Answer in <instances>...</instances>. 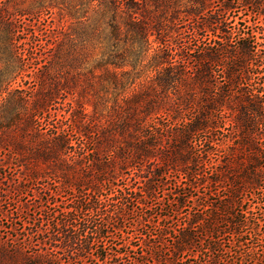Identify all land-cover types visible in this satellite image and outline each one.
<instances>
[{
	"label": "trees",
	"instance_id": "trees-1",
	"mask_svg": "<svg viewBox=\"0 0 264 264\" xmlns=\"http://www.w3.org/2000/svg\"><path fill=\"white\" fill-rule=\"evenodd\" d=\"M238 18L264 20V0H0V150L15 157L26 180L53 174L61 187L80 191L74 206L42 217L50 228L40 227V218L30 222L35 231L28 237L48 233L51 247L45 239L39 248L30 238L1 240L0 264H62L64 255L68 264H81L96 245L105 251L95 256L100 264H124L132 243H122L123 252L111 244L109 253L105 241L169 182L176 212L189 198L178 191L184 184H230L220 201L231 209L240 194L261 188L264 27L246 29ZM231 164L245 177L230 178ZM129 171L142 185L102 193ZM22 187L12 189L20 194ZM223 206L213 205L211 221L199 213L182 228H159L160 244L175 234L174 258H163L153 243L156 263L179 264L194 245V229L216 226ZM253 213H229L234 241L245 227L264 239ZM142 214L148 213L136 214L143 225ZM236 245L239 258L229 264H264V245ZM214 254L203 263L224 264Z\"/></svg>",
	"mask_w": 264,
	"mask_h": 264
},
{
	"label": "rangeland",
	"instance_id": "rangeland-1",
	"mask_svg": "<svg viewBox=\"0 0 264 264\" xmlns=\"http://www.w3.org/2000/svg\"><path fill=\"white\" fill-rule=\"evenodd\" d=\"M218 3L219 2L215 4L216 8H218ZM239 16H241V14H239ZM245 17L246 16H244V18ZM244 18H238V20L246 24V29H250L249 26L253 24L257 25L258 28L261 26L264 27L263 19L257 18L255 22L249 21L247 23L245 22ZM234 24L235 22L231 23L230 26H234ZM20 36L25 37L26 35L24 33ZM41 50H43V48H41ZM55 119L56 117L52 118L53 121ZM261 138L262 140H260V142L264 144V132L261 135ZM214 156L216 157V155ZM234 168L236 167L231 164L229 173L230 178L236 179V177L238 176L245 177V171L240 170V172L238 173L237 170L239 169ZM21 172L22 169L15 157H13V155H10V153L6 150H0V241L14 236H18V238H30L33 246L35 248H39V242L42 239H45L48 244L47 246L51 247V244L53 242L48 239V233L35 234L31 237H28L29 233L35 231V229L32 228V225H30V222L38 223L40 222V218L42 221L40 227L50 228L53 223L50 224V222L44 221L42 217L45 218L46 216L48 217V215L54 213L58 214L64 208L74 206L73 202L76 198L74 197V195L79 196L80 191L61 187L60 183L57 181L58 178H56V176H54L53 174H49L47 177L45 176L36 181H28L26 180L25 175H23V173ZM261 172V177H263L264 179V166ZM205 173L209 176H211V174L213 173V169L210 165L206 166ZM169 174L172 176L171 179L177 180L179 178L181 181L186 182V177L180 173L169 172ZM21 182L23 187L19 194L12 188L13 183L19 184ZM117 184L120 186L124 184H132L134 186H138L140 184L142 185L140 175L134 174V171H131L130 174H127L126 177L124 176L123 179H120L115 183L107 184L104 187V191H102V193L105 196L111 194L112 191L114 192L117 188H119ZM262 184L263 185L261 186V188L256 190L253 195L247 193L244 195L240 194L238 206L233 207L232 209L226 208V205H224L223 202L220 201V196H226V194H228L230 184H228L227 187L225 183L222 185L214 184L209 186H198L197 188H189V185L184 184L181 188L178 189V191L183 195H189L187 205L183 207L179 212H176L170 207L171 199L174 196L171 191L175 190V183L169 182L165 185L164 189L159 190V192L157 193L159 198L158 200L148 199L147 202H149V207L139 209L136 208V211L134 213L128 215L127 219L124 221V225L126 226L123 228V230H115L113 232L111 231V233L109 234V239H107L104 243L107 252H114V250L111 249V244L116 248V250H118V248L122 246V243H132V247L128 250V254L123 258L124 264H134L136 263V261H139L141 263L143 262V264H158L152 257L153 251L151 245L155 243L157 244V247L162 251V253L159 254L162 255L163 258L172 259L174 258L172 250L175 242V234L170 233L169 235L165 236L163 239V243L160 244L158 242L159 238L157 237L159 228L163 226L182 228L189 218H192L195 214L199 213H202L203 217H205L206 220L208 219L211 221V217L216 211V209L213 208V205L216 204L219 206L224 205L223 211L220 212V216H222L223 219L218 220L216 226L211 225L207 228L201 225L199 227L197 226L194 229V245L190 250H187L184 255H181L178 260L177 255L176 260L177 263L179 262V264H204L203 262L205 261V257L209 258L208 256L215 253V251L213 253V251L210 249V246L214 245L215 240H217L218 244H221V246L219 247V245L217 244L216 248L217 250L219 249L220 251H222L218 252L219 255L217 253H215L214 255L221 258L222 263L229 264L230 259L234 258L235 260H237L239 258V254L235 252V250H238L236 244H240L242 249H246L253 243H255V245L259 244L256 250H259V248H261L260 246L264 245V239L262 241L259 240V242L256 240L254 236L255 229H248L246 227L245 229H241L245 230L241 235L243 237L240 238V240L234 241L237 238L235 237L234 240L232 239L231 236L233 234L229 232L230 228L228 225L229 220L236 219L235 217L229 215L230 212L241 215L244 210L253 208L254 213L252 215V222L257 221L258 225L256 226L259 231L257 232L264 237V180ZM8 187L11 188V190H9ZM2 189L6 190L2 191ZM51 192H55L57 193V195H54V197H52ZM116 198L117 197H115V199ZM22 203L28 204V210L22 207ZM109 204L110 203H108L107 205ZM115 205L116 203H114L113 207L109 205V208L111 206L110 209H113ZM128 206H130L131 209L133 208V206L131 205ZM144 209L145 211H147L148 215L142 214L145 219L142 225L138 222V216L136 214L142 213ZM159 213H161L162 215L168 214L170 217H168L167 219H162L163 217L157 215ZM80 215L83 216L81 213ZM85 225L87 226L86 228L91 229L90 232L95 228L92 225V222L85 224V222L83 221L82 226ZM24 226H26L27 229H24ZM111 230L113 229L111 228ZM90 236L91 239L97 238V236L95 234L92 235V233H90ZM108 241L110 242L108 243ZM122 248V252L126 251L127 249L126 246H122ZM104 252L105 251L103 247H97V245L94 246L92 257L88 258L86 262H83L81 264H100L95 256L98 255V253L103 254ZM62 258V264H68V261H66V255L62 256ZM249 264H251L250 261Z\"/></svg>",
	"mask_w": 264,
	"mask_h": 264
}]
</instances>
